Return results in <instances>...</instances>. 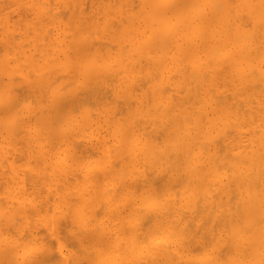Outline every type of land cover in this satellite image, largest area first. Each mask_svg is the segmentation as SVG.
I'll return each mask as SVG.
<instances>
[{
	"label": "bare ground",
	"instance_id": "obj_1",
	"mask_svg": "<svg viewBox=\"0 0 264 264\" xmlns=\"http://www.w3.org/2000/svg\"><path fill=\"white\" fill-rule=\"evenodd\" d=\"M0 264H264V0H0Z\"/></svg>",
	"mask_w": 264,
	"mask_h": 264
}]
</instances>
